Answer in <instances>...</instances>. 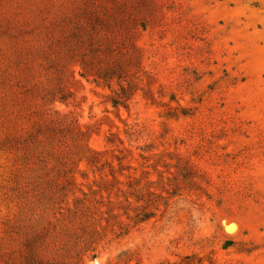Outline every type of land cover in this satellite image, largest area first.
Here are the masks:
<instances>
[{"label": "rangeland", "instance_id": "obj_1", "mask_svg": "<svg viewBox=\"0 0 264 264\" xmlns=\"http://www.w3.org/2000/svg\"><path fill=\"white\" fill-rule=\"evenodd\" d=\"M0 264H264V0H0Z\"/></svg>", "mask_w": 264, "mask_h": 264}]
</instances>
